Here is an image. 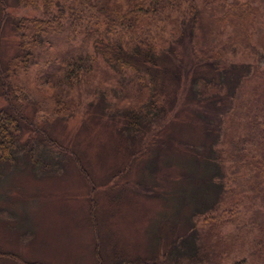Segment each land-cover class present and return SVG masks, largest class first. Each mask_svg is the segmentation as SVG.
I'll return each mask as SVG.
<instances>
[{
	"label": "trees",
	"instance_id": "obj_1",
	"mask_svg": "<svg viewBox=\"0 0 264 264\" xmlns=\"http://www.w3.org/2000/svg\"><path fill=\"white\" fill-rule=\"evenodd\" d=\"M17 3L41 9V14L12 17L7 4L1 5L0 28L10 20L17 50L0 62V96L6 101L0 107V163L20 167L26 162L49 173L63 167L56 151L78 156L30 119L15 101L17 95L12 96L15 91L25 93V99L31 93L39 111L49 112L48 120L73 119L81 108L71 96L74 88L100 76L96 83L108 87L106 95L112 91L110 83H118L122 94L117 103L102 111L112 121L119 114L125 118L122 133L143 137L133 155L147 152L144 164L152 170L158 165L154 152L165 147L166 138L158 135L175 123L173 116L181 108L190 109L215 129L218 143L200 151L192 142H180L187 153L179 159L185 187L170 196L196 212L191 225L172 240L167 261L154 264H264V69L254 64L251 73L242 66L240 71L227 54L232 48L264 49V5L202 0L181 11L178 0ZM174 10L180 17H171ZM166 18L177 22L174 34L170 31L174 38L160 34L164 24L154 26ZM224 30L229 31L225 46L217 48ZM167 79L175 83L174 90L167 88ZM90 109L84 106L82 114ZM25 127L31 134L23 142ZM167 143L173 145L171 139ZM221 209L226 216L205 217L201 228L195 223ZM229 224L234 229L225 232Z\"/></svg>",
	"mask_w": 264,
	"mask_h": 264
},
{
	"label": "rangeland",
	"instance_id": "obj_2",
	"mask_svg": "<svg viewBox=\"0 0 264 264\" xmlns=\"http://www.w3.org/2000/svg\"><path fill=\"white\" fill-rule=\"evenodd\" d=\"M201 1L178 0L181 11L191 2ZM253 1L264 5V0ZM3 4H7L12 17L41 14V9L19 5L17 0H0V9ZM171 17H180L179 12L174 10ZM173 19L154 24L157 29L164 24L159 32L168 39L174 38L170 35L177 25ZM228 33V30L221 32L217 48L225 46ZM16 44L11 22L6 20L0 28V62L14 55ZM177 45L182 49V43ZM227 54L240 71L244 67V71L251 73L254 64L264 69L262 46L255 52L227 49ZM35 73L34 69L30 75L32 81ZM96 82H101L100 76L95 82L72 90L71 96L81 105L73 119L54 116L48 120L49 112L39 111L40 105L31 93L26 95L28 99L22 91L12 95H17L15 101L31 120L53 138L72 147L78 156L56 151L63 167L49 173L39 172L26 162L20 167L0 163V264L165 263L164 255L172 253V240L191 225L194 207L170 196L185 187L179 159L187 153L180 142L187 140L204 151L209 144L218 143V138H214L215 129L192 115L190 109L181 108L173 116L175 123L158 135L166 141L163 149L153 153L157 167L146 168L144 161L148 153L133 155L134 148L137 150L143 145V137L132 138L122 133L125 118L119 114L112 121L102 111L104 106L117 103L122 87L112 82V91L105 95L108 87ZM166 83L169 90H174L171 79ZM5 105L0 96V107ZM87 105L91 109L84 115L82 108ZM30 134L31 130L25 127L22 141L26 142ZM169 139L173 141L171 147L167 143ZM43 148V145L39 148V154ZM177 195L181 196L179 192ZM207 214L196 218L200 228L205 217L225 215L223 209ZM231 229L233 224L224 226L225 232Z\"/></svg>",
	"mask_w": 264,
	"mask_h": 264
}]
</instances>
